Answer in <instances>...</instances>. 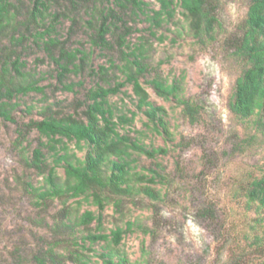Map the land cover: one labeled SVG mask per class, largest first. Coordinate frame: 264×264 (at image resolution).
<instances>
[{
	"label": "rangeland",
	"instance_id": "obj_1",
	"mask_svg": "<svg viewBox=\"0 0 264 264\" xmlns=\"http://www.w3.org/2000/svg\"><path fill=\"white\" fill-rule=\"evenodd\" d=\"M34 1L10 0L15 18L0 36L1 93L34 82L42 89L14 93L13 120L0 118V264H264V208L245 196L250 183L264 173V120L257 114L241 118L230 109L237 80L247 67L233 44L246 32L252 0H210L217 22L200 36L191 30L178 0H171L173 17H161L159 26L151 18L160 10L156 0H140L142 11L129 9L122 15L131 29L125 54L133 60L131 52L143 45L146 71L139 82L150 105L162 109L156 119H163L165 130L156 127L158 132L146 115L150 107L138 109L122 54L101 51L89 42L92 31L86 22L97 10L115 7L113 0H80L76 10L69 0H54L42 22L27 24ZM72 19L77 21L73 31ZM47 28L50 38L66 42L67 51L80 49L89 55L78 74L60 76L61 69L45 50L49 38L39 36ZM21 35L25 39L19 44ZM52 54L58 59V50ZM101 67L104 79L97 74ZM156 78L175 85L178 97L158 96L151 84ZM119 83L125 84L107 100L113 122L120 117L128 122L119 123L116 131L146 151L166 152L149 157L130 151V181L122 186L128 192L105 191L109 201L103 210L92 198L40 200L48 170L42 175L28 165L34 150L48 140L28 124L54 113L84 119L88 93ZM68 85L73 89L66 90ZM181 101L197 110L194 121ZM64 143L70 155L86 158L83 143ZM56 146L59 150L62 144ZM41 149L51 167V154ZM103 170L111 175L109 168ZM154 172L158 176L149 182ZM56 178L64 181L62 167ZM87 211L95 220L88 227L77 225ZM117 228L123 234L115 245L111 240ZM94 235L109 238L89 240Z\"/></svg>",
	"mask_w": 264,
	"mask_h": 264
},
{
	"label": "trees",
	"instance_id": "obj_2",
	"mask_svg": "<svg viewBox=\"0 0 264 264\" xmlns=\"http://www.w3.org/2000/svg\"><path fill=\"white\" fill-rule=\"evenodd\" d=\"M80 0H69V4L74 10L79 5ZM111 3V0H105ZM160 5V10L155 12L152 18L154 23L159 26L161 17L170 20L173 17L174 9H172L173 1L171 0H156ZM49 2L54 0H35L34 8L31 11L28 23L42 22L46 17L45 12L48 9ZM115 7H107L97 10L92 13L91 19L88 20L87 27L92 31L89 37V42L92 47L100 49L101 51L117 50L125 58L123 69L126 73V82L132 84L134 94L138 98V109L145 106L150 107L146 112L149 122L153 123L155 128L162 127L165 130V123L160 117L157 118V112L161 108H155L150 105L148 94L139 82V77L146 71V65L142 63L144 57L143 45L137 47L131 52L133 60L128 58L123 49L129 46L127 36L130 34V27L127 26L122 15H125L126 10H131L135 13L137 10L142 11V3L140 0H113ZM180 7L183 9L184 15L190 20L191 30L196 36H200L203 31L211 32L217 19L214 15L215 8L212 7L210 0H178ZM117 8V9H116ZM12 9L16 7L10 0H0V36L6 34L8 26L11 24L15 13ZM94 7V11H95ZM98 9V8H97ZM93 10V9H92ZM66 16V15H65ZM64 16V17H65ZM55 22H58L57 17H54ZM164 20V19H163ZM118 23H122L121 26ZM77 24L75 19H72L71 31ZM246 32L242 37L235 41L233 47L236 48V53L242 56L247 62L241 77L237 80L235 87V94L230 109L232 113L241 117L249 118L257 114L264 120V0H252L248 15H247ZM50 28H47L44 33H39L41 38L48 37L44 42L45 50L50 55L58 67L61 69L59 73L61 77L66 74H78L84 69L88 54L80 49L75 51H67L65 49L66 42H60L57 39L49 37ZM21 37V38H20ZM15 41V37H11ZM25 39L24 35L19 36L16 40L20 44ZM114 44V45H113ZM54 50H58V59L52 54ZM136 51V52H135ZM14 62L17 64L18 58ZM77 61H79L77 63ZM112 63V62H111ZM17 73H20L17 66H15ZM5 72V68L2 69ZM101 74L104 79L106 70L104 67L100 68L97 74ZM125 83L116 84L115 87L105 88L99 86L96 90L88 93L89 103L84 111V119H78L73 115H60L54 113L45 116L41 120L31 121L28 124L29 129L36 130L41 137H45L48 141L46 144L41 143V147L33 152V156L29 161L28 166L35 168L42 175L46 174L45 190L38 193V198L44 202L47 199H59L68 196V198L84 197L91 199L103 210L105 203L109 201L106 197L105 191L109 189L113 194H124L128 192V186H122L129 183V172L131 170V162L128 158L131 157V152L139 154H147L149 157H154L157 153H165L164 149L159 151H146L138 144L137 141H130L126 136H121L116 127L119 123H127L128 120L122 117L120 122H113V109L109 106L107 98L119 92L120 88ZM158 96L168 100L170 97H178V88L175 85H168L166 82L156 78L151 81ZM4 82H0V118L5 121H11L12 112L16 104L11 101L15 96L14 93H27L30 91H41L42 89L36 86L35 82L28 86L19 89H6L2 92ZM66 90H72L73 86L68 85L64 87ZM7 99L3 101L2 99ZM187 108V114L191 120L194 121L195 108L189 106L187 101H181ZM102 122V124H100ZM157 129V128H156ZM155 129V130H156ZM159 130L157 129V132ZM66 141L75 142L78 147L83 143L88 153L84 160H79L70 155L67 150ZM58 144H62L58 150ZM42 147H46L53 158L51 167L47 165V156L42 151ZM111 158H115L112 160ZM28 164V163H27ZM58 167H62L65 172V179L59 182L56 178V171ZM104 168L111 170V175L106 176ZM155 175L152 176L149 182H154ZM154 177V178H153ZM140 180V179H139ZM146 194L153 196L152 192L147 189ZM245 196L250 204H258L259 207L264 208V173L262 177L255 179L246 189ZM116 207L118 203L114 202ZM66 205V202H62ZM63 210V216L68 215ZM100 217H97L99 222L98 228H101ZM95 220V215L92 212H85L78 220L77 225L88 227ZM129 227L131 224L129 223ZM123 231L117 228L112 232V240L115 245L121 241ZM109 237L105 235H94L89 237V240L96 242L98 240H108ZM113 264V262H109ZM121 264V263H117Z\"/></svg>",
	"mask_w": 264,
	"mask_h": 264
}]
</instances>
